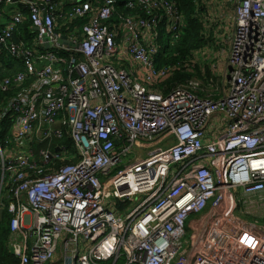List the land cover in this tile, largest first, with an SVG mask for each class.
Masks as SVG:
<instances>
[{
    "label": "built area",
    "instance_id": "1",
    "mask_svg": "<svg viewBox=\"0 0 264 264\" xmlns=\"http://www.w3.org/2000/svg\"><path fill=\"white\" fill-rule=\"evenodd\" d=\"M229 1L218 81L164 94L174 68L158 60L186 27L176 0H0V54L24 64L0 79L18 264H264V226L234 215L239 194L264 209V0Z\"/></svg>",
    "mask_w": 264,
    "mask_h": 264
},
{
    "label": "trees",
    "instance_id": "2",
    "mask_svg": "<svg viewBox=\"0 0 264 264\" xmlns=\"http://www.w3.org/2000/svg\"><path fill=\"white\" fill-rule=\"evenodd\" d=\"M177 4L184 14L186 27L183 31L181 39L177 44L172 47H166L167 56H161L158 60L159 68L163 66H169L174 68L172 71V76L167 82L162 84H157L156 87L164 94H167L171 89L177 85L184 83L191 77L199 76L205 83V85H211L212 82H217L218 78L213 74L210 65L207 63H197L192 66L195 58V52L198 48L205 45L210 47L217 44V37L220 34L221 24L219 18L215 19V8L216 6L210 2L212 0H176ZM3 11L5 6H2ZM12 7L6 8V16H0V28L3 27L4 22L7 21L8 12L11 11ZM24 13L28 15L27 9L23 7ZM4 14V15H5ZM218 17V16H217ZM4 18V20H3ZM219 19V20H218ZM3 20V22L1 21ZM31 26L30 19H25L21 29L29 30ZM18 39L17 36L14 38ZM215 48V47H214ZM24 69V64L21 59L10 55L7 51L0 54V79L6 76H12L17 72ZM167 85V86H164ZM14 88L9 93L14 92ZM6 93H0V102L5 98ZM13 124L12 119L10 121H0V137L10 133V128ZM5 126V130L1 131V127ZM43 144L36 145L38 150ZM72 151L76 149L70 147ZM72 156L68 157L65 161H59V164L73 163L77 161L78 158L73 159ZM42 165V163H39ZM7 191V190H6ZM8 203H5L4 208H0V264H18L19 258L16 257L9 247V235L10 227L9 222L11 218V213L8 211ZM125 204L118 203L119 208H123ZM121 260L120 263H123Z\"/></svg>",
    "mask_w": 264,
    "mask_h": 264
},
{
    "label": "crops",
    "instance_id": "3",
    "mask_svg": "<svg viewBox=\"0 0 264 264\" xmlns=\"http://www.w3.org/2000/svg\"><path fill=\"white\" fill-rule=\"evenodd\" d=\"M216 12L219 14L218 18L220 20H225V23H220L221 24L220 34L221 35H219V37H217V39L220 40L224 36L226 38V41H227L228 37L231 35V30L233 28L234 9L232 8V9L228 10V9H226V7H223V9H219ZM3 20H4V18H3ZM3 20H1V21L3 22ZM218 46L220 47V44H218ZM209 48L213 49L215 51V53L213 55V58H214L213 63L214 64H217L222 59V56L226 55V52L225 53L220 52L216 45L210 46ZM197 77H199V76H197ZM227 78H229L228 75H227ZM206 86L211 87L210 85H206ZM241 201L242 202H248L247 208L245 210V212L248 215L260 217L263 220V222H262V224H258L257 222H252L249 219L242 218V216L240 215V213L242 212L241 209L240 210L235 209L234 215L239 217L240 219H242L245 223H249L250 225H256L257 227L258 226H264V216H263L264 215V209H263V207H260L261 203H262L260 196H257V197L254 196L253 197V196H249V195H244L243 198L241 199ZM8 202H9V192L5 191V189H4L2 191V193L0 194V208H4L5 203H8ZM239 207H240V201H239V206H237V208H239ZM11 220H12V216L10 218L9 227H10ZM10 235H11V227H10ZM10 237H9L8 243H10Z\"/></svg>",
    "mask_w": 264,
    "mask_h": 264
},
{
    "label": "rangeland",
    "instance_id": "4",
    "mask_svg": "<svg viewBox=\"0 0 264 264\" xmlns=\"http://www.w3.org/2000/svg\"><path fill=\"white\" fill-rule=\"evenodd\" d=\"M215 1V0H213ZM220 1V0H218ZM225 2V5L229 8V9H232V3L229 1V0H226L224 1ZM228 9V10H229ZM219 14L215 11V19H217ZM219 20V19H218ZM220 23H225V20H219ZM215 51L213 49H210L208 46L203 45L201 46V48H198L197 49V52H196V57H197V60L199 61H204L205 63L208 64V66L213 63V55H214ZM204 63V64H205ZM164 86H167V85H164ZM168 140V138H165V137H158L150 142H147L144 144V147L146 146V148H142L141 152H143V154L146 155V153L148 152V150L154 148V147H158V146H162L166 141ZM170 142V141H169ZM135 158V152L130 154L127 158V161L131 160V159H134ZM116 172V171H115ZM241 194L238 195V199L240 201V207L237 208L238 210L241 209V213L240 215L242 216V218L244 219H249L251 220L252 222H257L258 224H262L263 220L260 218V217H256V216H251V215H248L245 210L247 208V203L248 202H242L241 201ZM264 216V215H263ZM196 217V216H194ZM193 232L195 231V228H193L192 230ZM191 233V230L187 227V236H189Z\"/></svg>",
    "mask_w": 264,
    "mask_h": 264
},
{
    "label": "water",
    "instance_id": "5",
    "mask_svg": "<svg viewBox=\"0 0 264 264\" xmlns=\"http://www.w3.org/2000/svg\"><path fill=\"white\" fill-rule=\"evenodd\" d=\"M65 41H67L66 36H64V37L62 38V42H65ZM43 47L50 48V47H51V44L44 43V44H43Z\"/></svg>",
    "mask_w": 264,
    "mask_h": 264
}]
</instances>
